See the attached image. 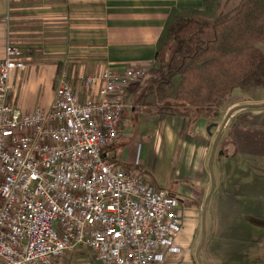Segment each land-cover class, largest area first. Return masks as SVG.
<instances>
[{
	"label": "crops",
	"instance_id": "crops-1",
	"mask_svg": "<svg viewBox=\"0 0 264 264\" xmlns=\"http://www.w3.org/2000/svg\"><path fill=\"white\" fill-rule=\"evenodd\" d=\"M202 5L203 0H0V61L9 37L27 58L24 72L10 73V102L24 112L47 111L64 72L73 74L74 87L85 98L80 73L155 66L157 42L171 12ZM259 92L254 98L233 95L217 117L196 121L127 103L111 159L168 189L183 217L179 250L165 252L162 264H203L199 222L214 202L222 218L232 216L234 224L246 221L249 231L264 233V95ZM131 98L128 94L126 102ZM213 171L217 179L211 184ZM73 255L79 264H100L91 252Z\"/></svg>",
	"mask_w": 264,
	"mask_h": 264
},
{
	"label": "built area",
	"instance_id": "built-area-1",
	"mask_svg": "<svg viewBox=\"0 0 264 264\" xmlns=\"http://www.w3.org/2000/svg\"><path fill=\"white\" fill-rule=\"evenodd\" d=\"M26 69L9 37L0 61V264H52L76 251L100 264H162L179 250V200L109 153L144 66L80 73L85 98L64 72L51 107L33 112L9 99L11 71Z\"/></svg>",
	"mask_w": 264,
	"mask_h": 264
},
{
	"label": "trees",
	"instance_id": "trees-1",
	"mask_svg": "<svg viewBox=\"0 0 264 264\" xmlns=\"http://www.w3.org/2000/svg\"><path fill=\"white\" fill-rule=\"evenodd\" d=\"M264 0H203L173 10L156 65L125 92L148 112L196 121L217 117L234 88L264 94Z\"/></svg>",
	"mask_w": 264,
	"mask_h": 264
},
{
	"label": "rangeland",
	"instance_id": "rangeland-1",
	"mask_svg": "<svg viewBox=\"0 0 264 264\" xmlns=\"http://www.w3.org/2000/svg\"><path fill=\"white\" fill-rule=\"evenodd\" d=\"M150 67L151 66H144V71L148 72ZM146 78H148V75ZM233 95H243V92L238 88H234V91H232L227 97L229 98L228 101L225 99V101L220 102L216 109L218 110L219 108L224 107V103L229 104V100L233 97ZM259 95L262 94L257 92L256 96ZM246 96L249 95L246 94ZM127 103H130L132 106L135 105L133 98L129 99V101L127 100ZM127 115L131 116V114ZM212 128L213 126L210 124L209 129L211 130ZM214 178L216 181L217 178L215 171H213L211 184H213ZM207 211L205 213V240L203 242L204 249L201 253L202 255H200V259L203 264H264V233H260L258 231H249V226L247 225L246 221L236 222L234 224L233 222L235 220L232 216H229L226 219L222 218L221 213L217 211L215 202L209 209L208 214ZM180 215L183 227V217L181 211ZM244 219H246V217H244ZM201 226L202 224L200 221L199 227ZM179 236L177 237V240ZM85 259L87 260V258ZM59 261H65V264L80 263L78 260H75L73 253H67L63 257L55 259L52 264H55Z\"/></svg>",
	"mask_w": 264,
	"mask_h": 264
},
{
	"label": "water",
	"instance_id": "water-1",
	"mask_svg": "<svg viewBox=\"0 0 264 264\" xmlns=\"http://www.w3.org/2000/svg\"><path fill=\"white\" fill-rule=\"evenodd\" d=\"M232 112V111H231ZM230 112V113H231ZM230 113L228 114V117H229V115H230ZM210 130V129H209ZM217 144V140L215 141V145ZM205 213H206V208L204 209V212H203V222H202V231H203V237H202V243L204 242V240H205ZM201 243V244H202Z\"/></svg>",
	"mask_w": 264,
	"mask_h": 264
}]
</instances>
